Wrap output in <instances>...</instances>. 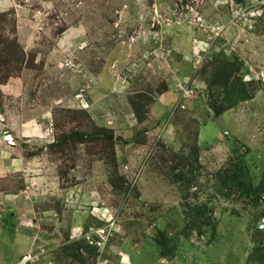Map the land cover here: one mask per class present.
<instances>
[{"label":"rangeland","instance_id":"1","mask_svg":"<svg viewBox=\"0 0 264 264\" xmlns=\"http://www.w3.org/2000/svg\"><path fill=\"white\" fill-rule=\"evenodd\" d=\"M237 5L0 0L1 39L24 55L10 73L0 59V264H17L32 242L56 256L72 231L103 226L101 214L117 230L108 264H259L248 256L264 240V194L254 204L223 185L233 173L253 187L264 179V18L250 30ZM222 58L239 62L232 77L251 81L250 99L213 118L207 86ZM31 123L38 132L25 131ZM70 129L98 138L60 155L49 145ZM200 206L212 239L185 230ZM159 231L176 243L170 258L158 256Z\"/></svg>","mask_w":264,"mask_h":264},{"label":"trees","instance_id":"2","mask_svg":"<svg viewBox=\"0 0 264 264\" xmlns=\"http://www.w3.org/2000/svg\"><path fill=\"white\" fill-rule=\"evenodd\" d=\"M244 0H235L236 3H242ZM8 15V14H7ZM0 19L4 22H7L6 15H0ZM0 35V59L3 62V65L10 73L13 65L20 66L23 64V51L19 44L16 42V38L10 39L6 38V40ZM222 57V56H221ZM239 62L235 60L234 62L227 61L225 59H217L214 64H212V69L210 70V77L208 81V107L212 110V114L210 117L217 118L220 117L226 111H229L236 107L239 103L243 101H247L250 99L249 91L247 90V83L242 81L241 78L234 79L232 77L233 74H237L239 72L237 64ZM32 66V65H31ZM30 66V67H31ZM214 86V87H213ZM215 87L217 90L214 91ZM160 95V92L156 94ZM219 101L223 102L220 103ZM133 111L135 113V118L138 122H143V115L141 110L143 107L132 106ZM188 108L180 109V112L187 111ZM194 110V109H193ZM208 109H204L201 114V117L207 118L204 113L207 112ZM175 110H173L174 112ZM178 111H176L177 114ZM70 129L67 133H61V136L57 137L56 142L49 145L52 149L57 151L61 155L62 147L70 148V144L76 141H83L86 139L98 138L97 135H88L84 133H78L77 131ZM100 136V135H99ZM106 141L110 140V137L104 136ZM61 147V148H60ZM197 162V160L195 161ZM176 170V169H174ZM181 171L174 174V178L177 182H183L184 177ZM190 180L186 183L185 186H189ZM226 190L228 191V195L231 192H236L239 196L249 198L254 204L259 201L260 194H264V179L261 180V183L253 187L251 185V181L249 179L248 174L245 173H233L229 177L226 178L225 183L223 184ZM187 188V187H185ZM200 210H206L205 207L200 206L197 207V212L192 211L189 214V227L185 228V230H197L199 235H208L209 239H212L215 233V222L206 223L203 219V212L200 213ZM210 229H206L207 227ZM87 231V228L84 232ZM260 233L264 232V229L258 230ZM264 240H259L255 245L252 252L249 254L250 261L254 263L264 264V247H262ZM154 244L158 250L159 257H172L174 252L176 251V243L174 240H168L163 232H158V236L154 239ZM172 244V245H171ZM85 252L90 260L91 264L94 262L95 258V250L91 247L87 246L84 240L78 241H70L66 240L65 243L61 245V248L55 251L54 254L56 256H52L53 260L58 264H88L86 261H80L82 255Z\"/></svg>","mask_w":264,"mask_h":264},{"label":"built area","instance_id":"3","mask_svg":"<svg viewBox=\"0 0 264 264\" xmlns=\"http://www.w3.org/2000/svg\"><path fill=\"white\" fill-rule=\"evenodd\" d=\"M235 8V7H234ZM248 8V9H247ZM236 9V10H235ZM233 9V12L238 14L242 13L248 14L251 18L252 26L249 27L251 30L255 25L258 17L264 15V0H254L251 3L238 4L237 7ZM244 9L246 13H244ZM183 97H186L188 93L193 94V91H181ZM185 94V95H184ZM105 218L102 214L97 217V220L103 224L96 228L89 227L86 232L80 233L78 236L74 237V241L84 240L85 244L95 250V258L93 264H108L107 259L104 254L110 256L109 245L117 230L113 229V220ZM51 251L46 249L42 245H37L36 242H32L29 249L19 258L17 264H58L49 256ZM49 256V257H48ZM123 258V257H122ZM121 258V262L122 261Z\"/></svg>","mask_w":264,"mask_h":264},{"label":"crops","instance_id":"4","mask_svg":"<svg viewBox=\"0 0 264 264\" xmlns=\"http://www.w3.org/2000/svg\"><path fill=\"white\" fill-rule=\"evenodd\" d=\"M157 103H159V104L161 103V98H159V99L157 100ZM161 106H163V105L160 104V107H161ZM42 116H43L42 119H44V118H45V117H44V114H43ZM29 125H30V126L27 125L28 127H27V129H26L25 131L28 130L27 132H29V133H32V132H34V133H35V132H38V130H37L35 127L33 128L32 123L29 124ZM39 131H43V130L40 129ZM13 135H14V134H13ZM2 138H3V137H2ZM14 138H15V135H14ZM3 140H4V139H3ZM13 161H14V163H18V160H16V159H14ZM13 161H12V162H13ZM38 161H39V159H38ZM27 163H29V162H26V164H27ZM12 164H13V163H12ZM19 164H21L20 161H19ZM31 164H32V163H29V165H31ZM1 165H3V166L1 167ZM22 165H23V164H22ZM7 167H8L7 165H5V164H1V163H0V170H2V172H4V170H7ZM3 177H4V176H0V178H3ZM40 182H43L42 178H36V179H35V183H34V185H35V184H40ZM34 185H32V186H34ZM40 186H41V185H40ZM15 195H16V194H15ZM81 196H85V198H86L87 195H86V194L83 195V192H81V193H80V197H81ZM13 197H14V195H13ZM73 233H74V231L71 232V236H70L71 238H70V239H73L74 237H76V236H78V235L80 234V232H78V233L76 232V233H74V234H73ZM30 244H31V241H30Z\"/></svg>","mask_w":264,"mask_h":264},{"label":"water","instance_id":"5","mask_svg":"<svg viewBox=\"0 0 264 264\" xmlns=\"http://www.w3.org/2000/svg\"><path fill=\"white\" fill-rule=\"evenodd\" d=\"M204 115L208 117V113L205 112ZM2 118V117H0ZM3 139L6 143L9 145H18V142L15 140L14 135L9 133V131H5V134L3 135Z\"/></svg>","mask_w":264,"mask_h":264},{"label":"clouds","instance_id":"6","mask_svg":"<svg viewBox=\"0 0 264 264\" xmlns=\"http://www.w3.org/2000/svg\"><path fill=\"white\" fill-rule=\"evenodd\" d=\"M253 1L252 0H250V1L249 0L248 1L244 0L242 3H236V4H245V3H248L249 4V3L253 2ZM259 1H262V0H259ZM263 18H264V15L261 16V17H258L257 18V21L260 20V19H263ZM81 233H83V232H81ZM70 241H74V240L73 239H70Z\"/></svg>","mask_w":264,"mask_h":264}]
</instances>
